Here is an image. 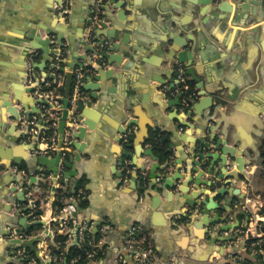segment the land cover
<instances>
[{"label":"crops","instance_id":"1","mask_svg":"<svg viewBox=\"0 0 264 264\" xmlns=\"http://www.w3.org/2000/svg\"><path fill=\"white\" fill-rule=\"evenodd\" d=\"M60 2L0 0V264H14L18 244L2 233L13 222L16 223L11 218L13 212H8L13 205L8 201L14 197L16 199L12 190L21 183L26 185L27 194H32L31 199L37 206L33 208L31 203L26 205L30 207L25 214L30 218L29 223H46L33 225L29 230L22 229L23 234L29 236L28 240L46 234L42 241L35 244L38 254L31 248H24L26 253L31 250L35 257L45 251V245H53L56 234L68 235L66 254L71 247L81 246L76 236L77 230L72 224L65 226L66 232L61 231L64 228L60 218L62 209L68 203L77 202V219L86 223L90 233H99L102 235L100 240H107L102 257L96 259L104 264H115L116 252L123 245L127 232L134 226L141 227L145 242L151 244L163 260L176 255L178 264H227L228 255L241 247L238 245L244 228L254 226L256 221L264 222V160L261 156L264 143V46L254 37L248 42V38H240L238 34L241 31L250 36L251 30L258 25L244 26V18L235 22L234 13L228 22L222 21L218 18L221 13L202 12L206 7H199L189 0H105L104 7L112 2L115 6L123 4V8L115 10V16H112L117 19L121 13L122 24L109 27L111 31H118L115 44L122 49L109 53L110 56L121 55V64L117 67L116 64L110 66L109 61L101 57L103 48L98 47L95 52L89 53L82 40L81 28L86 26V38L90 27L86 22L92 17L94 0H72L71 21L66 25L59 13ZM47 32H53L66 46V72L69 66H75V70L84 68L86 79L92 78L96 74L95 70L103 66L112 72L111 78L101 82L103 89L99 92L100 99L95 103L97 110L92 109L97 114V127L85 142L86 154H82L81 160L76 162L77 175L70 179L58 177L55 182L52 173H47L45 169L38 171L36 162L29 161L32 153L26 141L19 139L22 134L20 130L25 129L15 128L16 121L11 119L9 113V108L21 107L14 102L17 96L35 106L25 92V53L30 47L38 45V41L45 40ZM170 34L178 41L187 39L189 42L194 74L203 84L201 89H196L198 83L186 73L185 65L178 61L172 66L162 64L168 56L165 48ZM189 37L192 41L188 40ZM41 61L42 53L38 62ZM90 61L92 67L87 64ZM127 63L131 67L123 70L122 67ZM145 65L151 69V76L168 82V85L173 80L178 82L175 67L182 65L186 82L193 86V95L199 101H211L213 97L221 101L218 113L212 117L214 120L209 122V109H200L202 114H206L205 117L194 116V121H188L187 110L180 108L176 114V107L164 111L155 104L145 102L146 92L158 85L143 74ZM168 68H172V71L169 72ZM37 74L45 76L41 70ZM163 74L167 77L163 78ZM40 109L43 111L42 106ZM128 118L138 120V125L131 128L137 146L149 132L151 134L157 128L160 138H168L162 146L167 148L171 142L178 143L175 154L189 163V149L184 148V144L208 136L209 127L213 128L212 136L215 132L220 135L225 126L228 144H232V137L236 138L239 147H243L247 155L243 160L248 163V167L247 175L236 176L230 186V190L236 188L234 192H240V196H233V202L228 207L226 200L229 195L215 198L221 208H225L213 211L211 216L218 214L224 222L208 228L206 235L204 228H197L192 223L187 228L185 222L176 216L177 212L186 210V207L181 209L176 203L177 192L171 195L172 202H168L162 192L146 188L145 191L139 188L132 190L131 174H136V168L130 169L118 185L121 179L115 174L122 168L117 166L114 152L120 150L112 137L119 136L117 130ZM179 122H188L191 128L177 131ZM63 150L73 152L67 142ZM145 159L148 166L153 163L149 158ZM134 160L138 164L142 159L135 155ZM9 164L11 169L6 170L5 166ZM222 168L224 170L225 166ZM174 170L176 168L171 172ZM228 170L234 171L236 166ZM32 178H35L34 182H30ZM57 189L66 190L70 195L61 210L54 205ZM248 196L255 200L253 207L245 206ZM82 202L85 203L84 208ZM223 225L229 228L223 230ZM105 226L111 229L102 233L101 229ZM47 232H51L52 236ZM108 251L115 254L113 263L105 258ZM243 255L251 257L245 252ZM51 264L62 263L57 258Z\"/></svg>","mask_w":264,"mask_h":264},{"label":"water","instance_id":"2","mask_svg":"<svg viewBox=\"0 0 264 264\" xmlns=\"http://www.w3.org/2000/svg\"><path fill=\"white\" fill-rule=\"evenodd\" d=\"M194 2V4L199 7H206L202 12H213L221 13L218 18L220 20L228 22L230 16L234 13V21H241V19H246L244 26L247 25H258L251 30V35L247 33L238 32L240 38H248V42L252 37L256 38L264 46V0H189ZM64 0H61L60 5H63ZM123 4L113 5V2L106 7H104L105 13L103 14L102 20L97 24L93 25L92 18H89L86 23L91 28V31L95 35V42L97 45L92 46L90 43L86 42L84 39L85 27L81 28L82 40L87 45V52H95L98 47L103 48L101 52V57L107 59L108 64L112 66L116 64L117 67L121 64V55L110 56L109 53L121 50L115 42L118 40L117 30L111 31L109 27H114L115 24H122V15L119 13L120 17L117 19L113 18L115 10L123 8ZM71 6L72 0H70V10L60 11V16L64 21V24H68L71 21ZM210 7V8H207ZM202 9V8H200ZM110 12V13H109ZM68 20V21H67ZM168 40V45L165 48V52L168 54L165 60L162 61L164 65H171L178 61L179 63L186 66V73L193 77L198 85L196 89H201L203 87L200 78L195 76V68L193 57L191 53V47L189 42L186 40L178 41V39L170 34ZM43 41H38V45H34L26 50L25 53V71L24 78L27 75V58L31 52L34 54V62L32 69V76L34 81L38 82L43 79L56 80L57 74H62L64 76V86L63 94L60 98L62 105V115L58 123V151L50 155H43L38 153L40 142L36 137L29 136L26 131L20 130L22 133L19 137L20 140L26 141L28 145V150L32 153L29 161L33 160L38 165V171L46 170L47 173H52L54 182L58 177H64L65 179H70L75 177L78 172V166L76 162L81 160V155L86 154V141L89 140V135L91 132L96 130V119L97 114L93 112L92 109L95 108V103L100 99L99 92L102 91L101 82H105L106 79L111 78L112 72L105 70L103 67L97 68L96 74L91 78L84 76L83 82L80 86L79 93L72 103L73 89L75 83V66H69L68 72H66V60H67V49L66 46L62 44V41L53 32H47L46 38ZM192 41V38H188ZM171 42V43H170ZM66 50V56L64 57V51ZM107 50V51H105ZM124 51V50H123ZM42 53V61L39 63V57ZM125 52V51H124ZM123 52V53H124ZM90 63L88 66L92 67ZM159 64V63H158ZM49 65V66H48ZM170 66V67H171ZM131 67L127 63L126 66L122 67L123 70H129ZM83 71L85 70L82 68ZM45 74L38 75V71ZM169 72L172 68L167 69ZM49 71L52 73L49 74ZM60 71V73H57ZM151 69L146 65L143 67V74L146 77H150L152 81L158 83L154 88H151L146 92L144 100L147 103L155 104L160 109L166 111L170 107H176V114L178 110L182 108L187 110L188 121H194V116H203L202 110L206 111L209 109V115L211 118L209 122H212V118L218 113V107L221 101L213 97L211 101H199L197 96L185 99L184 93H179L175 95L176 86L178 82L174 80L168 85L164 80H159V78H154L151 76ZM86 71H84L85 73ZM92 72V71H91ZM90 72V73H91ZM167 77L163 74V78ZM86 79V81H85ZM147 80V78H145ZM141 81V80H140ZM170 82V81H169ZM161 89V91L159 90ZM25 92L28 94L29 98L34 101V107L31 105L30 101H23L21 97H15L14 102L17 106L14 108H9V113L11 119L16 121L15 128L21 127L22 123L30 119L32 116H36L38 119L39 126L43 127L48 122L44 120V112L40 109V106L48 104L46 99H41L33 95V88L25 85ZM200 96H205V94H199ZM176 96V97H174ZM199 103V105H198ZM208 104V105H207ZM74 108V127H67V121L72 116L70 110ZM200 109H202L200 111ZM222 116V115H221ZM178 120L177 117H174ZM215 124L217 122L214 121ZM222 123L225 124L223 120ZM44 124V125H43ZM138 125L137 118H128L126 121L118 128V137H112L115 142H117L119 150L115 151L114 154L117 156V166L122 168L119 173L115 175L121 179L118 185L122 183L125 177L128 175L130 169L136 168V174H131V186L132 190L139 188L140 191H145L146 189L155 190L157 193H164V198L168 202L170 201L171 195L175 192L178 197L176 203L181 206V209L186 207L185 212H180L176 216L180 217V221L185 222V226L190 228L192 223L197 228H204L205 235L208 233V228L220 223L225 220L221 218L218 214L211 216L212 212L219 209H224L215 201V198L226 197V204L233 202V196L239 195L240 192H234L236 188L231 191L230 186L233 184V179L236 176H246L248 163L244 162V158L247 157L244 152L243 147H239L238 141L235 137H232V144H228V134L225 132V126L222 127V131L216 133L212 136L213 128L209 127L210 134L204 138H196L190 140L184 144V148L189 149L187 156L191 159V163L187 162V159H180L177 152L178 143L171 142L167 148L163 145L166 138H160L159 133L156 129L147 134L142 141L136 145V139L132 136L131 128L132 126ZM22 128V127H21ZM191 128V124L188 122H179L176 126V130ZM159 129V128H158ZM108 138H111L108 137ZM264 139V136H263ZM185 141V139H181ZM68 143L69 147L73 148L72 153H68L63 149L65 143ZM195 144V145H194ZM135 155L137 158H141L137 164L134 160ZM261 156L264 160V143L261 149ZM145 158H149L153 163L148 166V162ZM28 159V157H27ZM164 161V162H163ZM264 163V162H263ZM178 165V166H177ZM222 166H225L223 170ZM236 166V170H228ZM172 173L171 170L175 169ZM6 170L11 169V164L5 166ZM226 171V172H225ZM172 173V174H171ZM35 178H32L30 182H34ZM78 184V180L75 181V185ZM146 188V189H145ZM238 191V190H237ZM12 192L16 195L8 203H12V207L8 209V212H13L12 221L13 222L6 232L2 234L6 237H10L14 234L23 233V230H29L33 225H46L44 221H34L33 224L29 223L30 218L25 214L30 210L29 206H26L29 202L27 195V187L24 183H21L15 187ZM167 193H170L169 195ZM214 195L211 197V194ZM149 194L151 192L149 191ZM167 194V195H166ZM243 198V197H242ZM77 205V202H74ZM77 216V213L74 214ZM172 217V216H171ZM228 225L221 226V229H228ZM75 232V231H74ZM49 236H52L51 232ZM42 236L35 237L29 240H20L17 238H10L22 248H31L33 252L38 254V248L36 243L42 241ZM76 238V237H74ZM178 264V263H177Z\"/></svg>","mask_w":264,"mask_h":264},{"label":"built area","instance_id":"3","mask_svg":"<svg viewBox=\"0 0 264 264\" xmlns=\"http://www.w3.org/2000/svg\"><path fill=\"white\" fill-rule=\"evenodd\" d=\"M105 5V0H94L93 3V9H92V20L93 25H97L103 18V8ZM59 11H69L70 10V0H64L63 5H60ZM91 31V28L89 27L88 33ZM88 36V35H87ZM90 36V35H89ZM27 75H26V85L33 88V95L36 97H39L41 99H46L48 104L42 105L43 112H44V118L47 120V124L43 127L39 126L38 119L36 117H33L31 119H26L22 123V129H25V131L33 137H36L39 144V154L43 155H50L58 151V123L62 115V105L60 98L62 94L58 93L57 90L60 88H63L64 86V76L62 74L56 75V80H49V79H43L39 80L38 82L34 81L32 76V69H33V62H34V54L31 52L27 58ZM176 70V76L178 84L184 83V68L182 65H177L175 67ZM75 74V83H74V89H73V96H72V103L75 102V99L77 97V94L79 93L80 86L83 82L85 73L82 69H76L74 71ZM54 85V86H53ZM53 86V87H52ZM183 85H181L182 87ZM178 92V89L176 90ZM70 114L72 115L70 119L67 121V127L73 128L74 123V116L72 110H70ZM49 129H53V134L48 137L46 134V131ZM63 150V149H62ZM32 194H27V197L29 198V202L31 203V206L33 208L37 207L35 202L31 199ZM255 203V200L248 196L245 201L246 207H253ZM77 205L74 203H68L63 209H62V216L61 222L62 226H64L63 229H61L62 232H66L65 226L68 225L70 222L71 224L76 228V236L78 237L80 243H82L83 233L88 230L86 227V223L80 221L77 219L76 216H74L75 213H77ZM259 223L256 221V224L254 226H249L244 228L243 230V236L240 240L241 246L235 253H232L228 255L227 257V264H245L244 262V255L243 252H246L247 249V240L250 237H253L257 239L256 242L252 244V246H258L256 250H253L251 252V257L255 259L256 256L264 255V250L261 246L263 242V236L264 233L259 228ZM111 227L105 226L102 228V233H104L107 230H110ZM71 236V234H69ZM29 237V236H28ZM28 237L26 234L20 233V234H14L11 235L10 238H17L20 240H28ZM143 232H141V227L134 226L132 227L128 232L124 239L123 245L121 248L116 252L117 253V259L115 260V264H177L178 258L176 255L171 256L168 259L163 260L156 249L149 244L148 242H145ZM107 240L103 238L102 240L98 241L97 243H93L92 250L87 252L85 261L81 262V258H74L71 261V264H104L100 260H96V256L99 254L100 251L102 253L104 252L103 249L105 248L104 242ZM103 245V246H102ZM104 247V248H103ZM249 255V256H250ZM38 259L41 260L39 262ZM14 264H49L51 262L57 261V258L53 257L51 255V250L49 246L45 245V251L39 254V257H31L30 254L26 253L24 248L19 247L16 249L14 254Z\"/></svg>","mask_w":264,"mask_h":264},{"label":"trees","instance_id":"4","mask_svg":"<svg viewBox=\"0 0 264 264\" xmlns=\"http://www.w3.org/2000/svg\"><path fill=\"white\" fill-rule=\"evenodd\" d=\"M65 56H66V50L64 51V57ZM57 73H60V71H57ZM182 88L180 86L178 87L179 90H182ZM192 88L193 86L190 87V90L188 91L185 90L186 92L184 91L186 99H189L190 96L193 94ZM60 90H62V94H63V88H61ZM53 131H54L53 129L47 130L46 131L47 136L50 137L53 134ZM56 193H57L56 194L57 200L55 201L54 205L56 206L58 210H61L65 206L66 200L69 198L70 195L66 192V190H63V189H57ZM81 205L84 208L85 203L82 202ZM37 214L39 215V212H37ZM70 225H71V222H70ZM259 228L264 233V222L259 223ZM101 238H102V235L99 233L93 234V233H90L89 231H86L83 233L81 246L71 247L68 253L66 254L65 250L68 245V235L67 234H56L53 245L50 246L51 255L53 257L58 258V260L62 264H71V261L74 258H81V262L85 261L84 259L86 258L87 252L92 250L91 245L93 243H97L98 241H100ZM256 241L257 239L253 237H250L247 240V244H246L247 249L245 252L247 255H250L253 250H256L258 248V246H252V244ZM261 246L264 250V236H263V242ZM28 254H30L31 257H35L34 253L31 250L28 251ZM101 254H102V251L99 252V254L96 256L95 259L101 258L102 257ZM37 260L41 262L40 259L37 258ZM244 262L245 264H264V255L256 256L255 259L252 257L250 258L244 257Z\"/></svg>","mask_w":264,"mask_h":264},{"label":"flooded vegetation","instance_id":"5","mask_svg":"<svg viewBox=\"0 0 264 264\" xmlns=\"http://www.w3.org/2000/svg\"><path fill=\"white\" fill-rule=\"evenodd\" d=\"M88 35V36H87ZM90 35V36H89ZM86 38H84L85 39V41L86 42H88V43H90L92 46H94V45H97L98 43L97 42H95V35L93 34V32L92 31H90L89 33L87 32L86 33V36H85ZM181 85H183L182 87H181ZM181 87L182 88V90H179L178 89V87ZM177 88H176V90L178 89V94L179 93H184V91L186 90V91H188V90H190V85L186 82V78H185V70H184V83L183 84H178L177 86H176ZM192 90H193V88H192ZM185 91V92H186ZM194 93V92H193ZM194 95L192 94L191 96H190V98L191 97H193ZM185 99H186V97H185Z\"/></svg>","mask_w":264,"mask_h":264},{"label":"rangeland","instance_id":"6","mask_svg":"<svg viewBox=\"0 0 264 264\" xmlns=\"http://www.w3.org/2000/svg\"><path fill=\"white\" fill-rule=\"evenodd\" d=\"M61 89V88H60ZM57 90V92L58 93H60V94H62V90ZM115 256V254L114 253H111L110 251H108V253L106 254V256H105V258L106 259H109L110 260V262H112L113 263V257Z\"/></svg>","mask_w":264,"mask_h":264}]
</instances>
